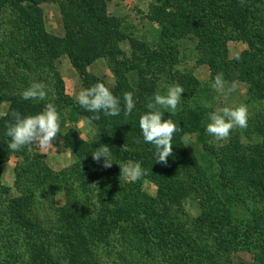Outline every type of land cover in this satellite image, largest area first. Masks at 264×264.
<instances>
[{"label":"trees","instance_id":"16d2710c","mask_svg":"<svg viewBox=\"0 0 264 264\" xmlns=\"http://www.w3.org/2000/svg\"><path fill=\"white\" fill-rule=\"evenodd\" d=\"M46 2L52 0H0V106L9 104L0 118V166L12 156L19 159V195L10 196L0 185L2 264H22L25 258L26 264H233L231 255L240 250L250 252L254 264H264V142L205 148L218 169L211 174L189 156L183 138L197 133L212 110L161 109L162 119L179 127L166 163L158 161L139 127L164 78L184 86L196 83L176 69L175 42L188 36L199 40L201 61L212 69L213 80L222 73L224 82H244L264 100V0H163L150 11L160 31L153 44L127 33L124 20L109 13L110 0L61 1L65 34L54 35L46 26ZM125 40L128 51L120 47ZM235 40L249 49L228 59V43ZM64 55L85 88L103 82L120 98L119 115L88 112L67 96L57 68ZM104 58L116 78L113 87L88 72ZM34 82L46 86L45 99L24 100L22 92ZM197 86H185L188 98ZM125 92L132 93L135 105L130 114L124 111ZM47 103L71 108L74 120L86 119L97 131L92 141L75 130L64 136L74 157L67 171L53 172L41 158L32 159V145L19 151L8 147L5 132L13 112L35 115ZM101 144L111 150V167L92 159ZM127 162H139L142 175L124 179L120 164ZM143 180L156 184V197L142 191ZM60 190L67 193L65 205L45 207L43 193ZM190 199L197 203V216L185 208Z\"/></svg>","mask_w":264,"mask_h":264},{"label":"rangeland","instance_id":"374dc122","mask_svg":"<svg viewBox=\"0 0 264 264\" xmlns=\"http://www.w3.org/2000/svg\"><path fill=\"white\" fill-rule=\"evenodd\" d=\"M61 1L63 2V0ZM162 1L163 0H110L108 4V11L111 15L120 17L124 20V28L129 35L153 44V41L155 43L157 42L155 40H158L160 31L158 24L151 20L150 11L153 6L159 5ZM59 4L60 2L52 0V2H46L42 5L45 11L46 26L54 34L62 33L56 30V28H59V24L56 23L57 21L55 20V15H59L62 22ZM64 34L65 31L63 29V34L60 36H64ZM129 44V40H125L120 44V47L122 48V50L128 51L130 48ZM198 44L199 40L193 36H188L178 42H175V45L177 46V50L179 52V60L176 69L178 70L180 76L187 75L188 77L194 78L196 83H198V86L195 89L194 97L188 98V91L185 86L189 88L191 86H194L196 84L195 82L191 86H184V84H182L181 82L180 84L176 80L171 83L167 82L169 81L167 77L164 78L161 83H159L158 93L162 95L166 94L167 87L169 85L179 84L183 87L184 92L182 93V99L174 113L181 111L185 107H189L195 111H213L225 106H233L241 103L247 106L249 115L248 126L243 129L239 127L233 128L230 131V135L227 140L217 141L206 132L208 115L204 117V125L197 131V133L188 134L183 138V142L189 156L198 159L199 163L203 165L209 173L215 174L218 170L217 165L215 164V159L211 155H207L205 148L217 150L221 147H226L232 141L238 142L243 147H254L263 144L264 100L254 97L249 92L247 84L236 79L231 82H225L224 89L220 91L216 90L213 87L214 80L212 79V69L209 67V65L201 61L200 53L197 49ZM248 49V44L244 41H231L228 43L227 57L228 59H233L236 56L241 55ZM68 59L69 56H62L57 62V68L59 70L61 78L62 76L63 79L66 78L67 83L64 84L65 93L73 102L77 103L76 96L82 86L80 88L78 83L75 82L69 75ZM99 60L104 63L102 65L101 63H97L92 67H90V65V69L92 70V72H97V75L102 74L101 76L104 77L106 83H108L110 87L115 86L116 78L114 73L110 69L109 60L105 58ZM63 79L62 81L64 83L65 81ZM233 84L236 85L235 89L233 91H229ZM55 106L59 115V132L57 133L56 138L53 141L54 145L42 148L36 144H32L30 157L32 159L41 158L42 161L53 172H63L67 171L74 162V157L71 150L65 146L64 136L69 131L75 130L80 138L87 141H92L97 137V131L91 124V122L86 119L84 120L81 118L78 121L74 120L71 108L61 109L63 108L62 104H58ZM8 108V103L0 106V118H2L7 113ZM163 110L169 111L167 109ZM18 160L19 159L17 157L12 156L7 163L0 166V185L4 188H8L10 190V196L12 197L19 195V192L15 187L16 165ZM122 165L123 164H120V166ZM123 178L127 180H133L125 176L124 174ZM141 189L146 195L150 197H156L158 195V187L154 182L150 180L141 181ZM43 194L44 195L41 200L45 204V207L50 206L51 208H58L64 206L66 203L67 193L65 191H46ZM185 208L189 213L197 216V203L193 201V199L187 200L185 202ZM36 213L39 216V220H43L46 218L41 209L36 210ZM48 216L52 217L53 214L50 212ZM3 220H5V224L9 223L8 219L3 218ZM5 246L12 247V244H8ZM2 250L4 252L6 251L4 250V248ZM231 261L233 262V264H254V258L252 254L246 250H240L236 253H233L231 255ZM2 263L3 258L0 255V264ZM22 264H26V258L24 263Z\"/></svg>","mask_w":264,"mask_h":264},{"label":"clouds","instance_id":"9594fccd","mask_svg":"<svg viewBox=\"0 0 264 264\" xmlns=\"http://www.w3.org/2000/svg\"><path fill=\"white\" fill-rule=\"evenodd\" d=\"M223 74L218 73L214 77L213 87L220 91L224 89ZM236 85L233 84L229 91H233ZM184 89L179 84L169 85L166 94H155L147 103L148 111L139 118V127L146 143L154 146V155L159 162H167L172 154L173 134L179 131L178 125L172 119H162L161 109L175 112L182 99ZM24 100L45 99L47 95L46 86L40 82L32 83L22 92ZM124 111L130 114L134 108V101L131 92L123 94ZM76 101L84 110L97 114L103 112L106 116H117L121 112L120 98L114 95L112 90L103 82H96L94 85L81 88L76 96ZM14 122L7 126L5 135L9 137L8 147L12 151H19L21 148L36 144L46 148L53 146V141L59 132V115L56 106L47 103L45 108L35 115H21L13 112ZM99 119V115H94ZM206 132L215 140H227L230 131L239 127L248 126V109L243 103L210 111L208 113ZM92 159L101 162L102 166L111 167L113 159L111 150L107 145L101 144L91 154ZM123 174L130 179H136L142 175L139 162H127L120 166Z\"/></svg>","mask_w":264,"mask_h":264},{"label":"crops","instance_id":"0c3cea01","mask_svg":"<svg viewBox=\"0 0 264 264\" xmlns=\"http://www.w3.org/2000/svg\"><path fill=\"white\" fill-rule=\"evenodd\" d=\"M56 1H58V2H61V0H56ZM64 1V0H63ZM59 10V9H58ZM44 13H45V11H44ZM55 20L57 21L56 23H58L59 24V28H56V30H58L61 34H54V33H52L50 30H49V28L47 27V30H48V32H50V33H52V34H54V35H57V36H60V35H62L63 34V29H64V26L62 25L63 23L61 22V20H60V17H59V15H55ZM61 25V26H60ZM63 28V29H62ZM100 64L101 63V65L104 63V62H102V61H100V60H97V61H95L90 67H92L93 65H95V64ZM68 64H69V75L73 78V80L75 81V82H77L78 83V85H79V87L81 88V86H82V88H85V86H84V83H83V81H82V78L80 77V75H79V73H78V71L74 68V66H73V64H72V62H71V60H70V58L68 59ZM90 67H88V72L89 73H91V74H93V75H95L96 77H99V78H102V79H104V77L103 76H101L99 73V75H97V72H92V70L90 69ZM103 73H105V72H103ZM63 74V73H62ZM105 75V74H104ZM65 78V77H64ZM62 79H63V76H62ZM65 82H64V84L65 83H67L66 82V78L65 79H63ZM105 80V79H104ZM79 83H81V84H79ZM81 90V89H80ZM71 97V96H70ZM85 120V119H84Z\"/></svg>","mask_w":264,"mask_h":264}]
</instances>
